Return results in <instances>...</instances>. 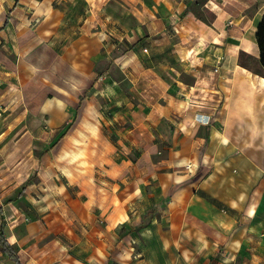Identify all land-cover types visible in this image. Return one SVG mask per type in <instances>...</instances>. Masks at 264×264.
Returning <instances> with one entry per match:
<instances>
[{
	"label": "crops",
	"instance_id": "obj_1",
	"mask_svg": "<svg viewBox=\"0 0 264 264\" xmlns=\"http://www.w3.org/2000/svg\"><path fill=\"white\" fill-rule=\"evenodd\" d=\"M6 2L0 4V63L7 62L6 47L11 46L10 52L12 48L15 53L18 50L17 45L12 47L13 21L24 12L31 26L27 41L38 40L28 54L41 55V62L35 61L40 67L37 86L34 88L30 81L26 84L27 110L37 112L39 125L45 126L46 121L62 128L74 105L80 109L84 99L80 97L91 85L93 93L100 89L116 92L115 80H109V61L117 64L131 81L134 95H154L148 102V114L157 113L155 125H166L160 117L171 119L173 114L176 118L172 119L175 131L165 135L164 140L171 144V164L185 162L188 171H163L159 180L163 192L176 183H185L168 194L165 233L154 230V220L150 219L140 235L166 238L167 249L174 247L188 259L194 254L201 256L200 264H231L245 250L246 238L250 239L246 246L249 254H261L256 225L264 223V146L244 147L242 143H264V136L241 135L237 131L240 114L235 112L243 106L232 98L227 103V97L228 92L232 91L230 97L233 95L229 80L243 74L240 53L254 58L259 55L255 31L264 13V0H251L243 6L235 0H203L201 9L206 7L212 15L209 21L200 16L194 0H103L98 4L95 0H20V5L15 0ZM176 19V25L166 24L167 20L172 23ZM121 42L127 46L117 51ZM144 44L151 53L155 51L154 60L143 53ZM181 73L190 76L191 81H183ZM260 76L264 77L254 74L250 79L257 82ZM220 102L222 119L217 125L211 118ZM249 107L255 110L248 116L250 126H257L259 106L250 103ZM199 169L203 173L197 174ZM123 220L124 216L115 220L112 211L106 216L109 226ZM242 222H247L249 230L242 228ZM89 238L96 240L92 234ZM84 249L87 254L80 255L79 264H108L105 258H99L93 242ZM129 253L123 247L112 254L120 256L117 262L130 264L126 261ZM211 256L222 261L217 263ZM252 261L251 258L250 264H254ZM0 264L16 262L0 249Z\"/></svg>",
	"mask_w": 264,
	"mask_h": 264
},
{
	"label": "rangeland",
	"instance_id": "obj_2",
	"mask_svg": "<svg viewBox=\"0 0 264 264\" xmlns=\"http://www.w3.org/2000/svg\"><path fill=\"white\" fill-rule=\"evenodd\" d=\"M6 1L0 0V4ZM101 1L95 0V3ZM235 2L243 6L251 0ZM15 3L20 5V0ZM202 3L203 0H194L200 16L209 21L212 15L206 7L201 9ZM13 22L12 47L17 45L18 50L15 53L12 48L10 52L11 46L6 47L7 62L0 63V204L4 235L12 241L21 260L27 264H79L77 259L87 254L84 248L93 242L99 258H105L108 264H121L116 261L120 256L112 253L123 247L129 249L126 261L130 264L203 263L201 256L194 254L188 259L174 247L167 249L166 238L140 235L150 219L159 233L164 234L168 229L165 206L171 187L161 190L159 173L186 174L188 171L185 162L171 164V144L164 140L165 135L175 131L174 115L169 116L171 119L160 117L167 122L163 127L155 125L157 113L148 114L151 109L148 102L154 95L145 92L134 95L131 81L117 64L109 61V80H115L116 92L100 89L93 93L91 85L80 109L76 110L74 105L69 114L67 123L76 118L71 130L54 145L64 127L55 128L46 121L45 126L39 125L37 112L27 110L26 84L30 81L35 84L34 88L37 86L40 68L37 62H41V55L33 57L28 52L37 46L38 40L27 41L31 26L27 24L26 13L18 14ZM177 23V19L166 22L168 26ZM172 30L179 34L173 27ZM126 46L121 42L117 51ZM142 49L145 56L155 59L152 55L155 51L151 53L148 45L144 44ZM238 60L244 67L240 69L243 74L229 80L233 95L230 97L232 91L228 92L227 103L232 98L243 106L235 112L240 114L237 131L259 138L264 136V95L259 94V90L264 92V80L258 78L256 82L246 78L245 74L250 78L259 74L255 72L260 71L256 58L241 53ZM179 77L185 82L191 81L185 73ZM250 103L259 106L257 126H250L248 120L251 113L255 114V110L248 108ZM87 110H90L88 114ZM221 119L220 102L211 121L219 125ZM242 145L261 148L264 143ZM181 183L185 182L176 183L171 190L175 191ZM23 187L20 197L7 201ZM111 211L115 220L123 216L124 220L107 225L106 216ZM142 224L146 226L138 228ZM240 225L249 230L247 222ZM256 226L261 254H249L246 246L250 239L246 238L245 250L231 264H250L251 258L254 264H264V223ZM89 234L96 240L89 238ZM213 258L217 263L222 261L217 256Z\"/></svg>",
	"mask_w": 264,
	"mask_h": 264
},
{
	"label": "trees",
	"instance_id": "obj_3",
	"mask_svg": "<svg viewBox=\"0 0 264 264\" xmlns=\"http://www.w3.org/2000/svg\"><path fill=\"white\" fill-rule=\"evenodd\" d=\"M255 37H256V41H257V45L259 48V55L256 58L258 65L260 67V71H256L257 73L261 74L264 76V13L261 15L260 19L257 22V27H256V31H255ZM241 53H245V52H241ZM240 53V55H241ZM239 55V58H240ZM249 56L252 57V55L248 54ZM240 63V62H239ZM242 64V63H240ZM246 66V65H244ZM249 67V66H246ZM87 91H85V93L83 95H81L80 100L82 98H84L87 95ZM79 100V101H80ZM73 121H71L70 123L65 124L63 127V130H61L59 132V134L57 135L55 141H54V145H56L57 143L60 142L61 138L64 136V134L67 133V131L70 129L71 125H72ZM24 190V187L21 188V190L12 198H9L7 201H12L14 199H17L18 197H20V195L22 194ZM172 190L169 191V195H171ZM1 214H2V207L0 205V249L12 260H14L16 262V264H24L21 262L19 255H18V251L15 249V247L13 246V244L9 243L6 240V237L4 235V231H3V224L1 221ZM146 226V224H142L140 226H138V228L144 227Z\"/></svg>",
	"mask_w": 264,
	"mask_h": 264
},
{
	"label": "bare ground",
	"instance_id": "obj_4",
	"mask_svg": "<svg viewBox=\"0 0 264 264\" xmlns=\"http://www.w3.org/2000/svg\"><path fill=\"white\" fill-rule=\"evenodd\" d=\"M260 77H262V76H260ZM250 79V78H249ZM262 79L264 80V77H262ZM263 92V91H262Z\"/></svg>",
	"mask_w": 264,
	"mask_h": 264
},
{
	"label": "built area",
	"instance_id": "obj_5",
	"mask_svg": "<svg viewBox=\"0 0 264 264\" xmlns=\"http://www.w3.org/2000/svg\"><path fill=\"white\" fill-rule=\"evenodd\" d=\"M144 50H146V48H144Z\"/></svg>",
	"mask_w": 264,
	"mask_h": 264
}]
</instances>
